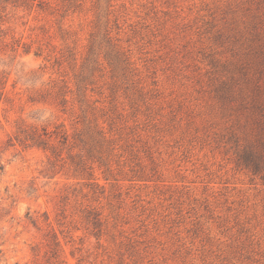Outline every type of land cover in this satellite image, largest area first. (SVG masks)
Masks as SVG:
<instances>
[{
  "label": "rangeland",
  "instance_id": "1",
  "mask_svg": "<svg viewBox=\"0 0 264 264\" xmlns=\"http://www.w3.org/2000/svg\"><path fill=\"white\" fill-rule=\"evenodd\" d=\"M39 1L0 0L6 41L34 43L29 55L0 51V264H50L52 234L65 264H264V181L237 163L252 131L219 95L230 75L225 62L234 59L217 37L230 29L234 0H112L124 41L151 71V120L142 117L137 129L135 169L145 181L111 188L98 172V189L62 174L44 178L42 151L10 146L18 122L49 129L63 122L54 107L28 101L42 81L25 78L51 66L34 51L62 48L56 19ZM96 1L83 0L63 21L78 51ZM89 210L101 214L100 239L87 224Z\"/></svg>",
  "mask_w": 264,
  "mask_h": 264
},
{
  "label": "trees",
  "instance_id": "2",
  "mask_svg": "<svg viewBox=\"0 0 264 264\" xmlns=\"http://www.w3.org/2000/svg\"><path fill=\"white\" fill-rule=\"evenodd\" d=\"M82 1L62 0L60 7L52 6L48 0L38 3L42 12L55 17L62 48L56 52L55 47L47 49L40 44L34 51L36 57H43L51 66H41L40 76L39 71L25 78V84L42 81L41 88L28 101L54 107L63 122L54 129L18 122L10 146L42 151L46 161L40 175L44 178L51 173L55 177L62 174L92 189L101 187L98 172L111 188L121 180L145 181L135 169L140 163L135 162L140 160L137 144L142 141L137 129L142 117L147 123L151 120L150 68H140L130 41H124L121 18L112 9V0L96 1L87 45L84 52L78 51L63 21L69 11L76 13ZM229 14L230 29L219 33L217 40L228 44L234 60L225 62L230 75L221 83L219 95L252 131V139L238 146V166L261 175L264 181V0H234ZM2 18L0 15V22ZM6 36L1 24L0 51L9 46L14 53L22 49L24 55H29L33 51L34 43L13 37L10 44ZM46 74L50 77L45 81ZM4 78L0 75V101L5 95ZM127 166L131 176L124 173ZM68 199L63 196V201ZM86 220L100 239L101 214L89 210ZM47 247V263L65 264L57 234L49 237ZM81 262L82 259L78 264Z\"/></svg>",
  "mask_w": 264,
  "mask_h": 264
}]
</instances>
